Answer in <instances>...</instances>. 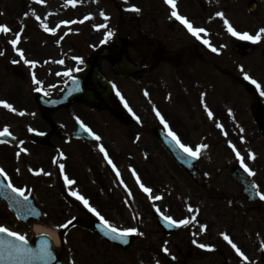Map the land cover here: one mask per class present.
Wrapping results in <instances>:
<instances>
[{
  "label": "flooded vegetation",
  "instance_id": "1",
  "mask_svg": "<svg viewBox=\"0 0 264 264\" xmlns=\"http://www.w3.org/2000/svg\"><path fill=\"white\" fill-rule=\"evenodd\" d=\"M209 4L210 0H176V10L193 27L205 29L204 12ZM143 10L144 23L139 27L134 25L136 33L125 37L127 55L146 70L139 82L121 78L111 71L118 42L111 44V51L104 56L92 57L106 78L118 81V85L113 82L111 99L120 105L127 103L126 108L135 114L125 118L109 111L96 93L94 110L97 114L90 117L64 115L60 110L53 113L39 111L34 117L21 116L18 111H25L26 106L22 99L0 97L16 110L0 105V132L7 127L11 133L0 136V141H4L0 143V168L4 170L0 175V190L12 193L7 188L11 183L15 188H22L25 196L36 198L42 193L48 198L53 196L71 202L72 206L63 210L59 217L63 220L56 221V226L76 218L74 227L88 232L91 221L103 222L71 195L72 191H77L110 225L121 231L135 228L137 231L132 233L129 249L102 241L96 232H90L105 246V252L99 251L105 261L109 260L107 257H116L112 249L123 256V262L127 264L136 261L134 251L139 252L142 262L153 264H264V200L257 195L258 191L264 193V101L261 99L264 96L260 94L264 84L254 92H244L247 84L243 78L232 74L228 82L229 72L220 65L215 66L217 81L213 87L209 81L211 53L208 44L203 42L207 40L206 33L197 38L181 28L172 19L173 9L165 0H146ZM191 12L195 14L194 18L187 15ZM160 19H163L160 30L153 29ZM180 32L185 34L179 35ZM166 64H170V68L162 71ZM120 82L138 88L139 110ZM117 91L123 101L116 95ZM244 94L248 96L246 105ZM205 104L213 114L211 118ZM156 111L161 113L182 144L193 151L198 145H207L201 149L195 164L203 185H198L158 141V135L165 136L169 129L161 123ZM93 134L101 139H94ZM229 142L244 157V163L255 172L254 176L241 166ZM101 146L111 164L99 150ZM250 152L255 154L254 160L248 158ZM164 155L169 164L175 165L171 195L155 183L157 171L163 167ZM59 164L64 165L63 172ZM37 171L41 174L36 175ZM65 176L75 183L67 185ZM237 176L246 178L249 186L244 188ZM181 181L190 190L188 195L183 194ZM141 184L151 189V193H145ZM156 196L161 199L156 200ZM139 204L143 208L140 210L142 219L148 217L151 226H141L136 214ZM0 212L15 217L1 193ZM158 215L169 216L177 223L180 220L190 222L179 223L173 231L165 233L157 226L155 217ZM133 219L135 226L131 227ZM201 225L205 226L204 230ZM222 233L229 236L247 260L224 240ZM154 236L158 238L151 240ZM200 244L211 246V250L200 248ZM99 257L97 253V260H101Z\"/></svg>",
  "mask_w": 264,
  "mask_h": 264
},
{
  "label": "rangeland",
  "instance_id": "2",
  "mask_svg": "<svg viewBox=\"0 0 264 264\" xmlns=\"http://www.w3.org/2000/svg\"><path fill=\"white\" fill-rule=\"evenodd\" d=\"M250 1L212 0L209 8L204 12L206 18L204 24L211 48L215 47L217 49L216 52L212 51V55H220L217 61L229 68V73L231 70L233 75H240L244 82L247 74L261 85L264 84V38L255 43L256 50L242 60H238L234 44L239 38L232 36L223 22V19L226 18L236 31L255 35L260 27H264V0L256 2L257 9L255 13L248 11ZM145 2L146 0H76L75 6H73L68 3V0H42L41 3H37L36 0H0V26H6L10 29L7 33L0 32V51L4 52V55L0 56V97L22 99V104L26 105L24 107L25 111H23L24 115L28 114L31 117L38 115L35 102H31L32 99L34 101L35 88L37 87L33 83V74L36 79L41 81L39 87L45 93L49 95L57 94L68 78L62 73L68 69L80 68L85 61L91 59L95 54H106V49H110V45L117 41L118 37L135 34L137 27L134 25L139 27L144 23L143 7ZM132 5H135L141 11L137 13L126 10ZM101 10L109 17L107 21L100 15ZM193 12L187 15L194 18L193 15L196 12H194L195 14ZM217 12L224 13V18L216 16ZM25 13L28 15H25ZM86 16L91 18L85 20L84 17ZM161 20L163 19L158 20L153 25V29L160 30ZM64 21H72L73 23H62ZM148 21L151 22V17L148 18ZM196 21L201 24L200 19ZM102 24H106L107 27L99 29L94 27V25ZM43 25H46L49 29H55V32L45 31ZM109 30L113 35L106 43H101L105 38V33ZM18 32L20 33V39L16 47L24 52L25 59L37 62L35 67L24 64L17 51L9 43ZM183 34L185 33L180 32L179 35ZM137 47L139 49V46ZM74 56L81 57L83 63L73 60L72 57ZM13 60L18 62L13 63ZM60 60H63L64 63H58ZM103 66L106 68V63H103ZM170 66V64L164 65L162 71L168 70ZM13 67L22 69L23 78L21 80H16L13 76ZM56 73H61V75H56ZM75 73L76 71H73L72 75H75ZM215 73V66H213L209 74V81L213 87L217 81ZM228 82L230 81L228 80ZM121 85L131 94L132 103L139 110L140 103L138 95L135 93L137 89L127 82H121ZM25 88L29 93H26ZM244 98L246 100L247 96L244 95ZM19 112L21 111L19 110L18 114ZM60 114L90 117L96 115L97 112L88 106L76 104L71 110L60 111ZM167 160L168 157L164 155L162 159L163 167L157 171L155 183L159 185L158 187L162 191L171 195L173 175L176 173L175 165L169 164ZM152 168V164L149 162L150 172H152ZM180 184L183 194L188 195L190 190L186 188L185 182L181 181ZM190 187L192 188V185ZM135 188L139 190L136 183ZM131 189L134 192L133 185ZM35 200L45 212V216L40 222L25 225L15 217L0 212V225L7 227L12 232L23 234L29 241H32L35 236L32 231L33 226L36 225L35 223L56 230V224H58L56 221L61 222L63 220L59 218L62 216L63 210L72 206L71 202L67 203L59 198L55 199L53 196L48 198L42 193H39ZM199 202L197 201V203ZM138 206L136 214L140 218L141 226H151L148 217L142 219L140 210L143 208L140 204ZM73 209L75 212L76 209ZM125 213L127 215V210ZM134 221L133 219L131 227L135 226ZM157 238L158 236H154L151 240ZM104 248L105 246L96 240L94 234L75 227L63 236L62 245L56 246V251L62 255V258L68 264H127L123 262L124 257L118 255V252L112 249L110 250L114 252L113 254L116 257H107L109 260L105 261L103 253L99 255V251L105 252ZM134 252L137 264H153L142 262L139 252ZM97 253L101 260H97ZM136 261L132 264H135Z\"/></svg>",
  "mask_w": 264,
  "mask_h": 264
},
{
  "label": "snow or ice",
  "instance_id": "3",
  "mask_svg": "<svg viewBox=\"0 0 264 264\" xmlns=\"http://www.w3.org/2000/svg\"><path fill=\"white\" fill-rule=\"evenodd\" d=\"M37 3H41L42 0H36ZM68 3L72 4L73 6H75V3H76V0H68ZM165 3L171 5L172 7V15L176 17V19H178L186 28L187 30L195 37L197 38H200V34L201 33H205L206 30L204 28H199V27H193V25L183 16L181 15H178L177 13V10H176V0H165ZM128 11H132V12H140L141 10L136 7L135 5H132L129 9H126ZM25 15H28L27 13H25ZM100 15L104 17V19L107 21L109 19V17L101 10L100 12ZM216 16L218 17H221V18H224V13L222 12H217L216 13ZM91 17L90 16H86L84 17L85 20L87 19H90ZM37 19H39V17H37ZM81 23L83 21H80ZM223 22L224 24L227 26V31L234 37H237L241 40H249V41H252L254 43L256 42H260L262 38H264V27H260L259 30L256 32L255 35H250L248 32H239V31H236L235 28L230 24V22L224 18L223 19ZM62 23H73L72 21H64ZM44 27V30L45 31H51V32H55V29H49L46 25H43ZM58 27V26H57ZM94 27H97L98 29L99 28H106L107 25L106 24H102V25H94ZM10 29H8L6 26H0V32H4V33H7L9 32ZM113 35V33L109 30L105 33V38L104 40L101 41V43H106L107 40ZM20 39V33H16V36L14 39H12L11 41H9V43L11 44V46L13 47L14 50L17 51L19 57L21 58V60L23 61L24 64H28V65H31L32 67H35L36 65V61H31V60H28V59H25L24 58V52L21 50V49H18L16 46H17V43ZM205 44H209L208 40H204L203 41ZM211 50L213 52H216L217 49L215 47H212ZM4 55V52L3 51H0V56ZM73 60H77L79 61L80 63H83V60L81 57H72ZM13 63H17L18 61L16 60H13L12 61ZM58 63L60 64H63L64 61L63 60H60L58 61ZM81 69L79 68H76V69H68L67 71H65L64 73H62V75L66 76V77H71L73 79V82H75V77L72 76V72L73 71H80ZM56 75H61V73H56ZM245 79H251L247 74L245 75ZM251 82L253 84L256 85V87L259 89L261 87L260 84H258L255 80H251ZM33 83L35 85H37V87L35 88V91L37 92H40L41 91V88L39 87V85L41 84V81L36 79L35 75L33 74ZM113 87H115V85H113ZM45 95H47V93H44ZM261 96H264V91H261ZM117 96H120L121 100L123 101V97L121 96V94L119 93V91H117L116 93ZM145 95L147 96L148 93L145 92ZM203 98V97H202ZM0 105H2L4 108H7V109H10L12 111H16L13 106L3 100H0ZM125 107H128L127 103H125ZM205 110L207 111V114L209 116V118L212 117V112L210 110L207 109V105L205 104ZM129 111H131V109H129ZM25 113L23 111L19 112V115L23 116ZM156 116L160 118V121L162 124H164V127L165 128H168L169 129V132L168 134L173 138V140H175V142L186 152L188 153L189 155H191L192 157L196 158L198 157V154L200 153L201 149L202 148H207V145L206 144H202V145H198L196 146V149L195 151L192 150L191 147H188L184 144H182L177 136V134L173 131H171V129L169 128L168 124L166 123V121L164 120L163 116L161 115V113L159 111H156ZM81 126L84 127V125L82 124L81 122ZM217 127H221L220 124H217ZM32 129H29V131H31ZM87 131H91L90 129H86ZM241 132H243L244 130L241 128L240 129ZM5 135H8L10 136L11 133L9 132L8 128L5 127L3 129L2 132H0V136H5ZM226 135V133H225ZM94 136V139L96 140H100L101 138L98 136V135H95L93 134ZM243 139V138H241ZM4 141H0V143H3ZM23 143V142H21ZM229 145L230 147L233 148V151H235L236 153V156L237 158L240 160V163H241V166L245 169L246 172H248L249 175H255V172H253L247 164L244 163V157L241 156L240 152L239 151H236L235 149V146L231 144V142H229ZM22 151H27L26 149H21ZM102 153H104V156H105V159L107 160V162L109 164L112 163V161L110 159H108V154L107 152L105 151V149L103 148V146L100 147L99 149ZM17 155H19V153H17ZM248 158L250 159H255V154L254 153H248ZM54 163H58L57 160H54ZM113 167H115L113 165ZM59 168H60V171L63 172L64 170V165L63 164H59ZM42 171V170H41ZM41 171H37L35 174L36 175H40L41 174ZM4 174V170L2 168H0V175H3ZM44 175H49V173L47 172H43ZM133 174L135 175V172H133ZM117 175H119V173L117 172ZM137 182L139 183V178H137ZM65 183L67 185H73L75 183L74 180H71L69 179L67 176H65ZM8 187L9 188H12V191L13 192H16L18 193L20 196H22L24 198V200L26 201L27 200V196L24 195V190L22 188H15L12 186L11 183L8 184ZM140 187L142 188V190L145 192V193H151V189L149 188H146L144 187L143 184L140 185ZM71 195L75 196L77 200H80L84 207L88 209V211L92 212L94 215H96L97 217H99V219L103 222V224L105 225V235L107 236H110L112 239L114 240H122L123 242L127 243V239L126 237L129 235V234H132V233H135L137 230L135 228H127V229H124V230H120L118 228H116L115 226H112L109 224V222L107 220H105V218L94 208V207H91L89 205V201L87 199H85L82 195H79L77 191H72L71 192ZM257 195L259 196V198L261 200H264V193H261V192H257ZM156 200H159L161 199V197L159 196H156L155 197ZM189 211H193V209L189 208ZM74 219V218H73ZM164 219L166 221H171V224H175L176 222L175 221H172V218L169 217V216H165ZM190 221L188 220H180L179 223L181 225L183 224H186V223H189ZM72 223L71 220L67 221L66 224H63L61 225V227H64L66 228L68 225H70ZM170 224V226H171ZM205 226L204 225H201V230H204ZM0 233H7L8 236H11V237H15V241H5L3 239H0V259L4 258L5 255H7V257H9L10 259H20L22 256H25V255H28V254H31L32 250L27 246L28 245V241L25 237V235L23 234H20V233H17V232H12L10 231L7 227L3 226V225H0ZM140 235H143V233H140ZM223 238L225 241L228 242L229 245H231V247L233 249H235V251L242 257H244L245 260H247V257L244 256V253H242L240 251V249L237 247V245L235 243H233V241L229 238V236L227 234H223ZM18 241V242H16ZM195 243V241H194ZM200 248H208L209 250H211V246H207V245H204V244H200L199 245ZM165 252H167V248L164 249ZM41 255H50V253L47 252V246L44 245L42 248H41ZM173 259H175V257H173Z\"/></svg>",
  "mask_w": 264,
  "mask_h": 264
},
{
  "label": "water",
  "instance_id": "4",
  "mask_svg": "<svg viewBox=\"0 0 264 264\" xmlns=\"http://www.w3.org/2000/svg\"><path fill=\"white\" fill-rule=\"evenodd\" d=\"M251 9H253V6H251ZM237 47L238 51L242 54H246L250 50V46L244 42L238 43ZM113 70L122 76L131 77L136 80L142 74V68L139 65L131 63L126 58L124 51H121L119 58L114 62ZM89 80H93L97 87L102 85V77L96 67L87 64L85 68L79 71L78 78H75V82H73V79L69 80L65 91L61 93L60 97L47 98L45 96L38 95L36 99L39 107L52 111L62 106H69L74 100H82L85 102L90 101L91 93L88 90L87 84ZM105 103L111 109H118L108 100ZM5 199L8 205L24 221L31 217L34 210H36L34 209L33 203L20 201V199L16 196L13 198L5 197ZM29 212L31 214H29ZM161 225H164L163 227H170V225L165 226L163 223H161ZM102 237L105 236L103 235ZM107 237V239H112L110 236ZM0 239L5 241H15V237L8 236L6 233H0ZM44 245L47 246V252L50 253V255H41V248ZM27 246L32 250L31 254L22 256L20 259H10L7 255H5L4 258L0 259V264H63L53 251V247L46 236H37L34 245L32 246L28 243Z\"/></svg>",
  "mask_w": 264,
  "mask_h": 264
},
{
  "label": "bare ground",
  "instance_id": "5",
  "mask_svg": "<svg viewBox=\"0 0 264 264\" xmlns=\"http://www.w3.org/2000/svg\"><path fill=\"white\" fill-rule=\"evenodd\" d=\"M35 234H42V235H47L51 240L54 242V244H57L59 242L58 235L55 230H50L48 228H45L40 225H35L32 230Z\"/></svg>",
  "mask_w": 264,
  "mask_h": 264
}]
</instances>
